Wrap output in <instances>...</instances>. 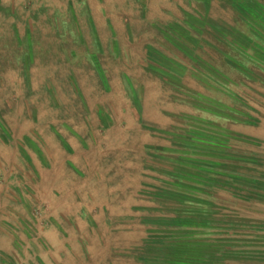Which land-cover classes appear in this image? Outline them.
<instances>
[{"label":"rangeland","instance_id":"obj_1","mask_svg":"<svg viewBox=\"0 0 264 264\" xmlns=\"http://www.w3.org/2000/svg\"><path fill=\"white\" fill-rule=\"evenodd\" d=\"M237 1L0 0V264H264V0Z\"/></svg>","mask_w":264,"mask_h":264},{"label":"trees","instance_id":"obj_2","mask_svg":"<svg viewBox=\"0 0 264 264\" xmlns=\"http://www.w3.org/2000/svg\"><path fill=\"white\" fill-rule=\"evenodd\" d=\"M230 2H231V0H230ZM244 3H246V2H244ZM244 3H243V4H244ZM232 4H233V7H234L235 9L238 8L239 5H241V4L239 3V1H237V0H233V3H232Z\"/></svg>","mask_w":264,"mask_h":264},{"label":"crops","instance_id":"obj_3","mask_svg":"<svg viewBox=\"0 0 264 264\" xmlns=\"http://www.w3.org/2000/svg\"><path fill=\"white\" fill-rule=\"evenodd\" d=\"M146 73H147L148 75H150V74L147 72V69H146L145 74H146ZM168 84H169V86H170V83H169V82H168ZM128 94H129V92H128ZM151 138H152L153 140L155 139V143L157 144V141L159 140V138H156V137H154V136L151 137ZM152 143H153V142H152ZM152 143H151V144H152ZM152 147H154V146H152ZM155 147H157V146H155Z\"/></svg>","mask_w":264,"mask_h":264}]
</instances>
